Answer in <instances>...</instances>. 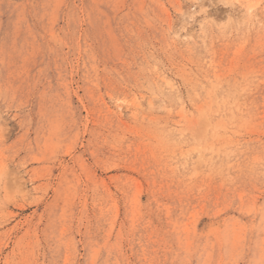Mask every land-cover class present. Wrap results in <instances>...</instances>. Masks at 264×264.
Returning <instances> with one entry per match:
<instances>
[{
	"label": "rangeland",
	"instance_id": "obj_1",
	"mask_svg": "<svg viewBox=\"0 0 264 264\" xmlns=\"http://www.w3.org/2000/svg\"><path fill=\"white\" fill-rule=\"evenodd\" d=\"M0 264H264V0H0Z\"/></svg>",
	"mask_w": 264,
	"mask_h": 264
}]
</instances>
